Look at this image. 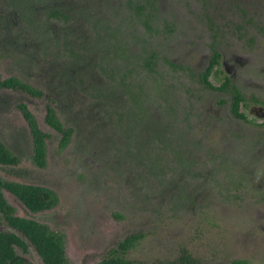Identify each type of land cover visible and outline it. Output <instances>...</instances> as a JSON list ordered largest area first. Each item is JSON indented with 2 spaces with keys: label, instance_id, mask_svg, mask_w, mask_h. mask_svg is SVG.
I'll return each instance as SVG.
<instances>
[{
  "label": "rangeland",
  "instance_id": "obj_1",
  "mask_svg": "<svg viewBox=\"0 0 264 264\" xmlns=\"http://www.w3.org/2000/svg\"><path fill=\"white\" fill-rule=\"evenodd\" d=\"M47 1L0 0V77L44 93L0 89V140L20 161L0 178L58 198L33 214L3 190L16 215L62 233L68 264L132 234L126 257L145 264H264V0H58L69 21ZM214 53L221 92L202 83ZM20 103L49 137L44 169ZM47 105L72 129L63 149ZM28 245L17 253L43 264Z\"/></svg>",
  "mask_w": 264,
  "mask_h": 264
},
{
  "label": "trees",
  "instance_id": "obj_2",
  "mask_svg": "<svg viewBox=\"0 0 264 264\" xmlns=\"http://www.w3.org/2000/svg\"><path fill=\"white\" fill-rule=\"evenodd\" d=\"M138 9L140 10L142 7ZM218 64L219 55L214 53L209 66L202 74V83L212 90H223L227 86V83H225L223 86L215 88L209 82V77ZM0 89L23 92L33 97L42 96L41 90L14 76L4 79L0 77ZM234 94L233 112L236 117L244 119V115L239 112L240 104L244 102V98L240 93L239 95ZM18 110L30 131L33 153L32 162L38 168L44 169L46 167L47 139L49 137L40 128L36 118L25 104L20 103ZM44 122L49 128L61 135L60 147L62 149L65 148L69 143L72 129H67L62 124L56 110L50 105L46 106ZM19 162V158L10 152L0 140V165L17 166ZM3 190H8L33 214L50 211L58 204L57 195L48 188L18 182H6L0 178V224L7 225L21 234L17 235L14 232H2L0 230V264H29L16 251V248H19L23 253H27L28 244L34 247L43 264H68L64 235L52 231L47 225L33 219L17 216L14 208L5 199ZM139 239L140 235L138 234L127 236L96 264H145L129 260L125 256L138 243ZM245 263L246 261L244 262V260H234L230 264ZM188 264H190V261Z\"/></svg>",
  "mask_w": 264,
  "mask_h": 264
},
{
  "label": "flooded vegetation",
  "instance_id": "obj_3",
  "mask_svg": "<svg viewBox=\"0 0 264 264\" xmlns=\"http://www.w3.org/2000/svg\"><path fill=\"white\" fill-rule=\"evenodd\" d=\"M43 9L42 10H49V9H51L52 7H58V11H62L61 10V7H62V4H61V2H59L58 0H50V1H47L45 4H43L42 6H41ZM58 17H59V19H62L63 21H69V19H70V16L69 15H66L65 13H63V11L61 12V13H59L58 14ZM72 20V19H71ZM215 54H217V55H219L218 53H215ZM219 59H220V55H219ZM210 62H211V60H210ZM218 66H219V64H218ZM217 66V67H218ZM223 66H224V69H225V72H227L228 71V68H227V66L226 65H224V63H223ZM217 67H215L214 69L216 70V68ZM213 72H214V70H213ZM213 74V73H212ZM228 78V77H227ZM227 78H225V81H224V83L221 85V86H223L225 83H227V86L223 89V90H225V89H227L229 86H231V83H230V81H229V78L227 79ZM220 86V87H221ZM233 87H231V89H232ZM216 90V89H215ZM223 90H217V91H223ZM42 91V90H41ZM234 93H236V95L238 94L239 95V91L237 90V89H235L234 88V91H232V95H235ZM43 91H42V96H43ZM242 96V95H241ZM232 100H233V96H232ZM53 107V106H52ZM54 108V107H53ZM55 109V108H54ZM56 110V109H55ZM45 112H46V109H45ZM56 113H57V111H56ZM58 116V115H57ZM262 116H264V114L262 115ZM236 117V116H235ZM59 118V117H58ZM236 118H238V117H236ZM238 119H240V118H238ZM47 212V211H46ZM43 213V212H42ZM140 240V239H139ZM126 256V255H125ZM127 258V257H126ZM243 261V260H242ZM244 262H245V260H244ZM230 264V263H229ZM245 264H247V262L245 263Z\"/></svg>",
  "mask_w": 264,
  "mask_h": 264
}]
</instances>
